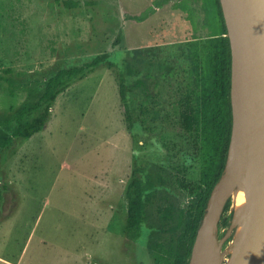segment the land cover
<instances>
[{"label":"rangeland","instance_id":"1","mask_svg":"<svg viewBox=\"0 0 264 264\" xmlns=\"http://www.w3.org/2000/svg\"><path fill=\"white\" fill-rule=\"evenodd\" d=\"M75 1L0 0V139L59 68L103 58L58 94L42 130L0 147V264H170L156 252L172 240L157 210L187 205L181 182L199 176V139L181 126L178 100L195 79L190 42L207 35L215 7ZM136 167L154 188L141 235L130 239L126 188ZM232 215L230 198L214 230L222 264Z\"/></svg>","mask_w":264,"mask_h":264},{"label":"trees","instance_id":"2","mask_svg":"<svg viewBox=\"0 0 264 264\" xmlns=\"http://www.w3.org/2000/svg\"><path fill=\"white\" fill-rule=\"evenodd\" d=\"M214 5V19L207 35L191 40L192 69L195 79L187 93L178 100V115L181 126L194 131L199 139L200 168L194 183L181 182L182 188L190 196L187 205L172 203L158 206L160 227L172 234V240L158 244L157 253L170 264H188L193 241L206 209L213 185L220 177L227 155L231 131V50L227 28L219 0H205ZM205 2V3H206ZM72 7L79 1L64 0ZM103 61L102 56L80 66L59 68L46 80L44 89L32 106H25L17 113V125L11 135L0 139V147L9 145L14 137L25 139L42 130L50 117L51 107L59 93L72 83L84 78ZM11 85L12 79L4 76ZM124 84L119 83V95L125 104L128 129L132 128L128 113ZM28 112L32 114L23 119ZM154 183L141 169L134 168L126 188L127 213L124 224L125 235L136 239L141 235L145 221L149 193ZM230 205L226 201L223 211ZM233 232V230H232ZM157 259V258H156Z\"/></svg>","mask_w":264,"mask_h":264},{"label":"water","instance_id":"3","mask_svg":"<svg viewBox=\"0 0 264 264\" xmlns=\"http://www.w3.org/2000/svg\"><path fill=\"white\" fill-rule=\"evenodd\" d=\"M219 2L231 50V131L224 168L208 197L188 264H196L201 254V264H222L214 230L236 180L247 170L250 183L243 227L235 237L240 214L234 212L230 222L233 247L224 264H264V146L261 158H252L264 109V0ZM239 80L240 90L236 92Z\"/></svg>","mask_w":264,"mask_h":264},{"label":"bare ground","instance_id":"4","mask_svg":"<svg viewBox=\"0 0 264 264\" xmlns=\"http://www.w3.org/2000/svg\"><path fill=\"white\" fill-rule=\"evenodd\" d=\"M239 84H240V80L239 82L237 81L235 87L236 92L240 90ZM263 146H264V109L262 111L261 122L259 124L258 133L255 139V145L252 154V158L255 159L256 161L259 160L262 156ZM249 183H250V173L247 170L241 179L236 180L235 185L230 192V198L232 200V207L234 208V212L236 214H240V218L237 223V229L235 232V237L239 235L243 227V217H244L243 211L246 204ZM209 241L211 245H214V239L212 235H209ZM232 247L233 246L231 245L230 250L232 249ZM202 261H203V254L197 257L196 264H201Z\"/></svg>","mask_w":264,"mask_h":264}]
</instances>
